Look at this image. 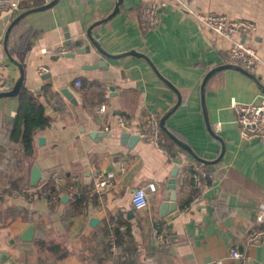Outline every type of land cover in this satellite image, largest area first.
<instances>
[{"label":"crops","instance_id":"obj_1","mask_svg":"<svg viewBox=\"0 0 264 264\" xmlns=\"http://www.w3.org/2000/svg\"><path fill=\"white\" fill-rule=\"evenodd\" d=\"M147 1L154 0H121L114 12L118 0H57L22 17L10 45L7 29L24 11L0 6L3 74L13 86L18 63L21 87L48 119L35 133L33 154L22 157L1 130L17 113V94L0 97V264H240L230 258L233 247L264 264V241L245 238L254 227L252 213L264 204V147L241 139L232 108L263 94L264 0H163L160 23L143 31L138 15ZM178 2L197 13L253 21V33L234 37L256 50V71L231 64L229 41L182 13ZM60 45L69 52L55 56ZM101 104L104 114L96 111ZM171 109L164 126L191 152L166 133L174 143L163 136L162 151L140 138L131 146L123 142L120 116L134 135L146 115L159 122ZM33 166L41 173L35 185ZM193 167L210 173L203 193L192 185ZM108 171L115 174L111 187L93 192L97 175ZM173 174L170 219L160 216V205ZM148 182L156 190L146 189L148 206L136 210L131 192ZM46 189L55 198L21 194ZM161 224L166 231L157 242L151 230ZM111 233L120 244L116 254L109 250Z\"/></svg>","mask_w":264,"mask_h":264},{"label":"built area","instance_id":"obj_2","mask_svg":"<svg viewBox=\"0 0 264 264\" xmlns=\"http://www.w3.org/2000/svg\"><path fill=\"white\" fill-rule=\"evenodd\" d=\"M51 1L52 0H21L17 2L0 0V6H6L12 11L19 12L24 8L43 6ZM165 6L166 3L163 0L147 1L142 4L138 15V23L141 30L150 31L156 27L160 23L161 14ZM177 6L182 13L193 17L194 20L202 25L208 32L229 41L227 54L228 61L231 64L241 67L249 74H253L256 71L257 65L260 62L256 50L247 46L244 42L236 40L234 37L237 33H253L256 29V25L253 21L247 19H229L226 15L213 12L197 13L181 2H178ZM68 52V48L60 45L54 50L53 54L55 56H63ZM45 72H47L45 67H39L37 69L39 75ZM77 85H79V82H77ZM11 87V83L3 74V66L0 64V93L9 91ZM232 108L236 115V123L241 139H258L260 145L264 147V93L257 101L250 103H234ZM96 111L100 114H104L106 112V106L101 104L97 107ZM117 127L123 132L131 133L129 120L125 116H120L118 118ZM104 129L107 130V127ZM134 135L142 140L149 141L159 150H164L161 145L163 141L161 128L157 118L153 114H148L142 118L140 127L134 131ZM124 168V164H121L120 170L123 171ZM114 178L115 174L112 171L99 173L94 182L93 192L103 193L111 187ZM190 178L193 187L199 193H203L206 183L210 178V173L201 167H193ZM146 189L150 192H154L156 190V184L154 182H148L145 186L136 187L132 190L130 202L134 209L140 210L148 206ZM38 193H33V191L29 190L21 192L22 195H36L39 199H46L47 201L55 198V193L51 192L49 189ZM2 195L3 191L0 190V197ZM250 221L251 225L254 227L246 233L245 238L248 243L258 245L264 241V204H259L256 207L251 215ZM159 227H154L151 230V235L157 242L164 239V233L166 231L165 224H161ZM124 229V226H120L121 231H124ZM109 242V250L111 253H118L120 244L116 241L113 233L109 235ZM229 255L231 259L239 261L240 264H262L252 261L247 254L240 251L237 247L231 248ZM217 264L220 263L218 262Z\"/></svg>","mask_w":264,"mask_h":264},{"label":"trees","instance_id":"obj_3","mask_svg":"<svg viewBox=\"0 0 264 264\" xmlns=\"http://www.w3.org/2000/svg\"><path fill=\"white\" fill-rule=\"evenodd\" d=\"M30 9L24 8L23 11ZM22 18L19 19L10 29L8 36V45L12 43L14 37L20 31V23ZM17 99L19 102V107L15 117L11 122H8L1 130L3 135L7 141V143L12 145H17L19 147V151L21 152L22 157H29L33 154L34 148V136L36 131L42 125H46L48 123L47 117L44 115V108L40 105L33 93L21 87L17 93ZM163 136L167 141H171L165 133ZM48 187H52L53 185L49 182L46 184ZM14 189L9 188V192L12 193ZM128 232V231H127ZM129 241L126 242L130 245ZM107 245V244H106ZM132 250L129 248L125 249V251Z\"/></svg>","mask_w":264,"mask_h":264},{"label":"water","instance_id":"obj_4","mask_svg":"<svg viewBox=\"0 0 264 264\" xmlns=\"http://www.w3.org/2000/svg\"><path fill=\"white\" fill-rule=\"evenodd\" d=\"M57 2V0H52L50 3L43 5V6H39V7H35V8H31L28 9L22 13H20L19 15H17L13 21L11 22L10 26L7 29V33H6V37H5V41H7L8 38V34L9 31L11 29V27L22 17H24L25 15H27L28 13L32 12V11H38V10H45L51 6H53L55 3ZM121 0H118L117 5L114 8V12L117 11L118 5L120 4ZM64 44H69V41L67 40ZM6 49V47H5ZM80 52H84V49H79ZM129 54H134V55H138L137 53H135L134 51H130ZM69 56H72V54H69ZM18 68H19V77L17 79V81L14 83V85L11 87V89L7 92H1L0 93V97H9V96H15L17 94V92L19 91L21 84H22V80H23V70L21 68V66L14 62ZM101 64V63H99ZM98 64V65H99ZM242 71L245 72V70H243L241 67H239ZM247 73V72H246ZM252 75V74H251ZM43 78L49 77V75L43 74L42 75ZM263 89V93H264V87H262ZM62 93L65 94L66 97H70L69 94H66L65 91H62ZM71 98V97H70ZM176 108V107H175ZM174 108V109H175ZM168 111L165 115H163V117L160 119L159 121V125L161 130L166 133L172 140H174L178 145H180L182 148L188 150L191 152L190 148L187 147V145H184L183 143H181L180 141H178L169 131H167V129L164 126V121L165 119L172 113V110ZM121 137L123 138V142L127 143L128 146L133 145L138 139L139 137L136 135H130L127 132H123L121 134ZM38 141L40 143L43 142V138H39ZM40 171L36 166L32 167V171H31V177H30V183L31 185H35L38 181V179L40 178ZM174 176L175 174L172 175V179H170L168 185H167V189L168 191L163 195V202L160 205V216L164 217V216H168L170 219H174L175 215H170L171 213H173L175 211V193H174V189H175V180H174ZM65 198V195L62 197ZM32 230L33 228L30 226L27 228V230L25 231V238L26 239H30L31 235H32Z\"/></svg>","mask_w":264,"mask_h":264}]
</instances>
